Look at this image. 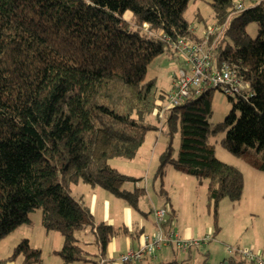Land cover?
Segmentation results:
<instances>
[{"label": "trees", "instance_id": "obj_1", "mask_svg": "<svg viewBox=\"0 0 264 264\" xmlns=\"http://www.w3.org/2000/svg\"><path fill=\"white\" fill-rule=\"evenodd\" d=\"M188 1L0 0V240L30 223L29 213L38 209L45 230L62 236L56 252L64 263L99 264L105 259L117 230L95 221L90 208L70 195L69 185L81 181L100 186L137 208L144 189H121L138 179L119 172L108 159L132 158L154 127L149 115L158 102L154 81L144 80L147 63L179 37L201 40L184 17ZM210 4L216 24L223 25L214 45L215 61L229 64L248 88L227 96L231 109L212 126L209 116L218 88H206L163 110L169 138L155 177L165 199L167 165L208 178L207 199L216 219L218 200L239 201L244 179L240 169L216 157L211 137L223 132V148L246 156L250 166L264 172V0L240 11L233 0ZM127 11L130 23L123 18ZM250 23L257 25L254 39L247 32ZM176 130L179 148L173 156ZM174 218L171 214L164 228ZM84 229L92 233L97 259L89 258L75 236ZM19 255L22 264L42 261L41 250L28 238L7 260ZM235 256L228 264H258Z\"/></svg>", "mask_w": 264, "mask_h": 264}, {"label": "rangeland", "instance_id": "obj_2", "mask_svg": "<svg viewBox=\"0 0 264 264\" xmlns=\"http://www.w3.org/2000/svg\"><path fill=\"white\" fill-rule=\"evenodd\" d=\"M212 0H189L184 11V17L189 23L190 30L198 39H205L209 28L216 24L214 11L210 4ZM254 0H233L235 4L240 3L242 6L251 4ZM131 13L127 11L124 19L131 22ZM247 32L251 38L257 34V25L250 23L247 26ZM180 51L175 45H165L164 51L153 57L146 65L144 80H153L155 84L154 97L158 102L153 112L149 115L150 123L154 126L145 133L141 145L136 150L132 158L112 157L108 159L110 166L121 173L134 175L136 179L141 180L140 188L144 192L138 194V207L144 211L146 216L150 217L151 201L160 200V181L155 177L156 170L160 165V155L165 151L168 143L167 126L165 123L166 112L169 108L168 95L176 83L175 74L178 69H188ZM166 111L159 112V109ZM231 109V102L228 101L227 95L219 90L214 91L212 112L209 116L210 125L222 122ZM157 110L159 113H157ZM223 132L211 137V142L215 145V155L218 159L228 164H232L243 174L244 187L239 201H233L228 197H222L217 202L216 219L214 218V206L208 204L207 185L208 178H197L196 176L182 173L176 170L172 165L166 166L164 175V188L173 192V200L177 199V217L181 220L180 225L192 226L196 236L201 242L200 247L203 253L209 249L208 243L212 241L223 242L227 251L234 254H240L241 249L250 248L255 255L264 258V172L250 166L246 156H236L228 152L220 144ZM172 155L175 156L179 148V132L176 130L172 134ZM173 169L175 175H183V181L173 178L172 174L167 171ZM168 176H167V174ZM148 175V177H147ZM166 176V177H165ZM166 178V179H165ZM168 186V188H167ZM181 186L184 192L179 193L178 188ZM135 185L133 181H126L121 189L133 190ZM174 187V188H173ZM92 187L81 181L69 185L70 195L79 200L89 198L88 204L92 203L93 193H97V199L103 200L105 197H111L116 201L122 202L116 198L109 190L96 186L93 192L89 190ZM101 193L102 198H101ZM89 194L91 196L89 197ZM106 195V196H105ZM169 195V194H168ZM162 206V205H161ZM160 207V206H159ZM156 208V207H155ZM158 208V207H157ZM102 206L97 203V211L93 215L96 221H99V212ZM133 215H138L143 219L144 215L137 211L136 208L129 207ZM153 215V210H152ZM179 213V214H178ZM113 214V208L111 209ZM30 223L22 224L13 232L7 234L0 240V264H9L7 258L13 254L15 246L23 239L28 238L31 246L41 250L42 261L38 264H66L56 252L62 246V236L56 231H47L41 224V211L35 210L29 213ZM121 216V215H120ZM151 218V217H150ZM216 225L214 228V223ZM216 226L218 227L217 231ZM121 227L122 226H118ZM116 227V228H118ZM208 234V235H206ZM81 246L88 252L89 258L97 259L98 249L93 242L90 229L75 231ZM200 236V237H199ZM193 240H197L194 239ZM195 249V248H193ZM202 251H198L201 254ZM229 251V252H230ZM203 258V255L202 257ZM203 260V259H202ZM197 262V264H201ZM220 259H218L219 261ZM12 262V261H10ZM15 264H22L23 257L17 256L14 259ZM105 263V262H104ZM103 263V264H104ZM68 264H87L80 261ZM109 264V262L107 263ZM127 264H138L131 262ZM248 264H256L248 262Z\"/></svg>", "mask_w": 264, "mask_h": 264}, {"label": "built area", "instance_id": "obj_3", "mask_svg": "<svg viewBox=\"0 0 264 264\" xmlns=\"http://www.w3.org/2000/svg\"><path fill=\"white\" fill-rule=\"evenodd\" d=\"M238 11L243 9L240 3L235 5ZM144 27L147 24L144 23ZM223 29V25L215 24L209 28L205 39L194 41L189 37H179L175 48L181 52L188 69H178L175 74L176 83L168 95L169 107L181 104L191 95H197L206 88H218L227 96L243 94L248 88V83L243 82L235 70L226 62L215 61L214 45ZM211 37L214 39L211 41ZM167 41L171 39L166 36ZM163 110H161L162 112ZM167 204L153 209V219L156 230L153 234H143L141 243L136 249H129L120 256L123 264L133 261L140 262L147 256H154L156 250L163 247L174 246L178 249H186L190 244L198 245L201 240L184 239L172 227L164 228L165 219L169 213ZM240 254L251 260H257L258 264L264 262L257 258L250 248L241 249ZM105 262L104 258L99 259V264Z\"/></svg>", "mask_w": 264, "mask_h": 264}, {"label": "crops", "instance_id": "obj_4", "mask_svg": "<svg viewBox=\"0 0 264 264\" xmlns=\"http://www.w3.org/2000/svg\"><path fill=\"white\" fill-rule=\"evenodd\" d=\"M167 172L168 174H172L173 178H177L181 181L185 180L184 179L185 177H183V175H175V173H173L174 172L173 169H169V171ZM127 175L134 177V175L131 174H127ZM141 183H142L141 180L138 179L135 182V185H138L140 187ZM165 183H167V181H165ZM164 189L167 194L166 195L167 199L160 197V200L154 199V201H151L150 209L148 211L150 212L151 218L149 216H146V214H144V211L141 208H139L137 204L136 209L138 212L144 215L143 219L139 218L138 215H133L132 211L129 209L130 206L125 201L122 202L116 201L111 197L108 198L105 197L103 200H99L97 199V193H93L91 204L87 203L89 201V198H87L86 200H83V198L81 199L79 198V200L83 201L90 208L93 215H95L97 211V203L99 202L100 206H102V209L99 212L100 213L98 218L99 221L107 222L113 225L117 230V233L113 236V238L110 240V242L107 245V252H106L104 264H107L108 262L109 264H123L120 260V256L126 253L129 249H136L141 243V237L143 234H153L155 232L156 226L151 212L155 207L157 208L161 205L163 206L164 204H167L170 210L169 211L170 213L167 215L166 219H169V216L171 217V214L175 216L170 227L175 229V231L179 234L181 238L190 239V240H193L194 238L199 240L192 226L180 225L181 220L177 217V212H176L178 210L177 207L179 208L177 204V199L175 201L173 200L172 188L170 190L171 194L170 192H168V189L166 188ZM94 190H96V188L92 187L89 190V193L90 191L93 192ZM178 190L179 193H181L182 195V193L184 192L183 188H181L180 186ZM102 194L103 193H101V198H102ZM90 196L91 194H89V197ZM112 208H113V214H111ZM118 226H122V228ZM200 244L195 245L192 243L186 249H178L174 246L163 247L161 249H158L155 252L154 256H147L142 261L138 262V264H157L160 262H167L170 260H177L185 264H197V262H200V259L201 260L203 259L201 264H228V260L230 258L237 257L235 256L236 254H234V252L230 250L229 252L227 251V249H225L223 242L212 241L211 243H208L207 245L209 246V249L206 251V253H203L202 251L203 249L200 247ZM250 249L252 250V247H250ZM198 251H202L201 254H199ZM202 255L203 258H201ZM258 257L264 262L263 257L261 256ZM218 259L220 260L218 261ZM9 264H15V262L12 261L9 262Z\"/></svg>", "mask_w": 264, "mask_h": 264}]
</instances>
